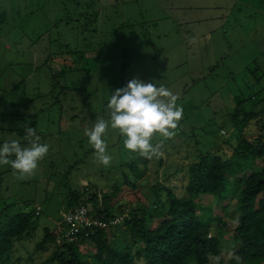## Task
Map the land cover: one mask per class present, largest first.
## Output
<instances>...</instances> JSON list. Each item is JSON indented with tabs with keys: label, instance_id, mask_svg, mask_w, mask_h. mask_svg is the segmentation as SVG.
<instances>
[{
	"label": "rangeland",
	"instance_id": "obj_1",
	"mask_svg": "<svg viewBox=\"0 0 264 264\" xmlns=\"http://www.w3.org/2000/svg\"><path fill=\"white\" fill-rule=\"evenodd\" d=\"M197 1L0 0V146L12 139L28 146L24 136L30 115H36L40 143L49 145L35 174L26 180H17L10 166H0V224L21 213H40L34 217L33 236L15 244L13 262L57 264L49 262L58 253L57 242L42 249L37 245L44 240L45 229L53 231L63 220L74 191L89 187L86 198L107 195L108 206L129 216L146 205L152 210L151 201L156 199L150 183L176 172L164 186L183 197L188 163L207 153L232 155L238 127L242 128L232 119L239 103L244 102L246 112L253 109L260 114L244 126L245 136L252 140L262 133L264 16L253 15L246 21L250 34L245 47L228 33L233 48L220 68L210 70L209 57L220 58L219 48L224 46L200 51L197 43L190 63L182 67L181 56L191 53L181 44L191 37L181 30V8L184 2L192 6ZM134 78L162 81L178 97L183 117L177 134L165 141L160 158L129 154L119 132L109 128L104 140L112 162L105 167L96 161L84 132L97 117L110 119V96ZM162 160L166 169L159 172ZM146 163L149 175L141 181ZM199 203L208 207L214 201L202 197ZM235 204L232 201L227 212L213 206L214 215L220 217L213 227L227 224L229 228L224 229L223 239L220 232L217 235L222 257L210 264L232 261L239 216ZM104 229L108 237L115 233L114 228ZM210 233L215 237L218 232ZM89 244L80 247L86 256L94 252Z\"/></svg>",
	"mask_w": 264,
	"mask_h": 264
},
{
	"label": "trees",
	"instance_id": "obj_2",
	"mask_svg": "<svg viewBox=\"0 0 264 264\" xmlns=\"http://www.w3.org/2000/svg\"><path fill=\"white\" fill-rule=\"evenodd\" d=\"M243 103L238 104L232 115L237 126L242 123L236 145L231 148L232 155L224 158L207 153L188 163L183 197L165 187L167 181H154L150 188L156 199L151 201L152 210L146 205L128 216L119 208L108 206L107 195L103 199L95 195L86 198L89 187L83 192L74 191L67 212L81 205L89 210L92 203L91 217L114 228L115 233L108 237L104 228L93 227L67 238L62 220L55 230H44V240L37 247L42 249L50 242H57L58 253L49 259L50 263L57 264H139L142 261L145 264H210L222 257L220 238L224 237V229L229 228L227 224L213 227V223L220 222V217L214 215V207L227 212L229 204L235 201L239 216L233 240L237 247L230 264H264V124L257 137L251 140L245 136L244 126L260 114L253 109L246 112L242 109ZM29 117L28 127L36 129V115ZM162 166L166 169L163 160L159 164ZM144 170L141 180L148 176V163ZM202 197H211L214 204L202 207L199 203ZM198 210L202 211L201 215H197ZM39 215L38 211L21 213L7 222L1 221L4 225L0 224V264H17L13 262L15 244L33 236L37 229L34 217ZM121 217H124L122 221L113 224ZM157 220L158 225L154 226ZM210 231L218 233L212 237ZM86 243L94 248L88 256L80 250Z\"/></svg>",
	"mask_w": 264,
	"mask_h": 264
},
{
	"label": "clouds",
	"instance_id": "obj_3",
	"mask_svg": "<svg viewBox=\"0 0 264 264\" xmlns=\"http://www.w3.org/2000/svg\"><path fill=\"white\" fill-rule=\"evenodd\" d=\"M177 100L162 81L145 83L134 78L126 87L117 89L107 104L110 119L97 117L93 127L84 132L95 150L96 161L105 167L112 162L104 140L109 128L119 132L129 154L145 159L163 156L165 141L177 134L183 117V108ZM25 133L28 146H22L17 139L7 140L0 146V166H10L13 175L21 181L35 174L49 151L48 144L40 143L35 128L28 127ZM154 139L158 142L153 143Z\"/></svg>",
	"mask_w": 264,
	"mask_h": 264
},
{
	"label": "crops",
	"instance_id": "obj_4",
	"mask_svg": "<svg viewBox=\"0 0 264 264\" xmlns=\"http://www.w3.org/2000/svg\"><path fill=\"white\" fill-rule=\"evenodd\" d=\"M181 10V30L186 31L185 34L191 37L190 41L186 40L181 44V46L186 48L187 53H191V56H181L182 67L188 65L193 57L192 47L194 43H197L200 51L206 49V47H212V45H222L224 49L219 48V53L223 52L224 54L222 53L220 58L214 60L216 56L209 57L212 60L211 68L209 69L215 70L217 67L220 68L224 65L230 53L229 49L233 48L230 47L232 44L227 39L229 32H231V38L233 36L232 33L235 34L233 39L237 45L247 46L245 39L250 32L245 28L246 21L252 19L253 15L262 14L261 16H264V2L262 0H198L192 6L184 2ZM205 13H207L206 18ZM214 37L215 40L213 39ZM179 68L181 67L179 66ZM243 69H248V66L243 67ZM164 169L165 166H162L160 171ZM171 178L167 177L166 180L162 178V181L166 182L171 180ZM149 187L151 188V185Z\"/></svg>",
	"mask_w": 264,
	"mask_h": 264
},
{
	"label": "built area",
	"instance_id": "obj_5",
	"mask_svg": "<svg viewBox=\"0 0 264 264\" xmlns=\"http://www.w3.org/2000/svg\"><path fill=\"white\" fill-rule=\"evenodd\" d=\"M124 217L119 218L115 223H119ZM62 230L66 232V237L70 238L77 235L82 229L87 228H106L107 225L100 222L98 219H93L86 205H81L74 211L63 214Z\"/></svg>",
	"mask_w": 264,
	"mask_h": 264
}]
</instances>
